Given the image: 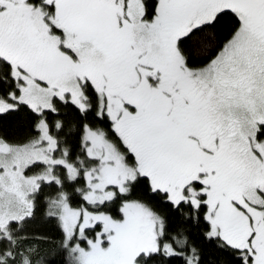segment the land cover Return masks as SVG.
<instances>
[{
  "label": "snow or ice",
  "instance_id": "6c2138e0",
  "mask_svg": "<svg viewBox=\"0 0 264 264\" xmlns=\"http://www.w3.org/2000/svg\"><path fill=\"white\" fill-rule=\"evenodd\" d=\"M25 109L0 264H264V0H0V117Z\"/></svg>",
  "mask_w": 264,
  "mask_h": 264
},
{
  "label": "trees",
  "instance_id": "16d2710c",
  "mask_svg": "<svg viewBox=\"0 0 264 264\" xmlns=\"http://www.w3.org/2000/svg\"><path fill=\"white\" fill-rule=\"evenodd\" d=\"M225 19L227 23L218 25L215 30H212L214 35L209 36V39L214 40L216 44L223 43V41L227 38L228 34L231 32L232 28L236 26L235 19L231 15H229ZM67 111H68V115L66 119H72L73 110H67ZM33 120L34 117L30 113H28L26 109L19 113H14L11 115L0 117V135L5 136L7 139L11 141L23 142L31 132V125ZM89 121L94 124L99 123L93 120L92 116H89ZM99 126L107 128L108 122L105 121L102 124H99ZM72 143H73L74 151L78 150L76 148V141L73 140ZM40 215H38L36 225L33 226L32 224L30 226V230L41 233L44 236H46L48 238V243L44 245L43 248L45 251H51L52 249L58 246L59 241L61 239V232L57 228L55 222L45 223L42 219H40ZM43 225L45 226L43 227ZM62 259L63 258L58 255L56 257L57 264H61ZM173 264H180V262L173 261Z\"/></svg>",
  "mask_w": 264,
  "mask_h": 264
},
{
  "label": "rangeland",
  "instance_id": "374dc122",
  "mask_svg": "<svg viewBox=\"0 0 264 264\" xmlns=\"http://www.w3.org/2000/svg\"><path fill=\"white\" fill-rule=\"evenodd\" d=\"M44 191H45V193H48L49 191H51V189H48V188H45L44 189ZM73 206H77V202L74 200L73 201ZM41 210L43 211V206H42V204H41ZM42 211L40 212V214L42 213ZM39 213H38V215H40ZM37 222V221H36ZM36 222L33 224V226L34 225H36ZM45 225H43V227H44Z\"/></svg>",
  "mask_w": 264,
  "mask_h": 264
}]
</instances>
